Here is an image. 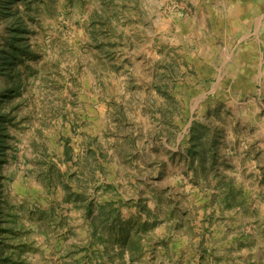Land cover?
<instances>
[{"label":"rangeland","instance_id":"374dc122","mask_svg":"<svg viewBox=\"0 0 264 264\" xmlns=\"http://www.w3.org/2000/svg\"><path fill=\"white\" fill-rule=\"evenodd\" d=\"M5 7L0 264H264V0Z\"/></svg>","mask_w":264,"mask_h":264},{"label":"trees","instance_id":"16d2710c","mask_svg":"<svg viewBox=\"0 0 264 264\" xmlns=\"http://www.w3.org/2000/svg\"><path fill=\"white\" fill-rule=\"evenodd\" d=\"M4 1L6 4L5 8L8 9L12 7L13 0ZM19 25H21V23ZM22 26H19L21 27V29L16 28L11 30V36L8 41V45L0 50V58L4 60V63L2 65L14 66L16 61H22L21 58H23V53H26V51L21 48V45L24 41L27 40V38L24 37L25 30L22 28ZM2 69L4 70V68ZM2 214L3 212H0V215ZM127 224L121 221L120 216L115 217L111 221L109 232H107V234L104 232H100V234H95L96 241L102 243L105 246L109 245V247L114 246L115 244H119L120 249L122 251L121 254H124L126 250H129L130 253H132V246H135V249L133 251H141L143 247L142 234L139 231L133 233L132 228L127 226ZM145 225L146 224H139L138 226L141 228ZM0 261L2 260L0 259Z\"/></svg>","mask_w":264,"mask_h":264},{"label":"crops","instance_id":"0c3cea01","mask_svg":"<svg viewBox=\"0 0 264 264\" xmlns=\"http://www.w3.org/2000/svg\"><path fill=\"white\" fill-rule=\"evenodd\" d=\"M259 42H261L262 43V46H264V41H260L259 40ZM249 60L250 61H256V62H261V64H260V66H263V64H264V54L262 53V55L261 56H258V58L257 59H253L252 58V55H251V57L249 58ZM263 68V67H262ZM264 72V71H263ZM259 73H260V71H259Z\"/></svg>","mask_w":264,"mask_h":264}]
</instances>
